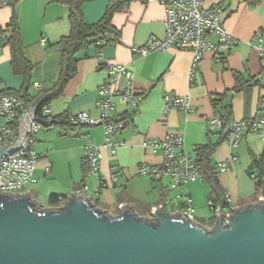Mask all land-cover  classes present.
Instances as JSON below:
<instances>
[{
    "label": "crops",
    "instance_id": "obj_1",
    "mask_svg": "<svg viewBox=\"0 0 264 264\" xmlns=\"http://www.w3.org/2000/svg\"><path fill=\"white\" fill-rule=\"evenodd\" d=\"M122 0H94L81 6L86 24L99 22L108 7ZM220 7L224 12L226 31L241 40L240 45L221 56L205 53L195 76L190 75L193 55L188 51L170 48L140 56L133 47L145 45L151 38L165 37L166 9L159 3L130 0L111 17L113 31L106 36L101 49L92 45L76 54V73L62 94L49 103L53 118L88 112L93 119L101 117L97 106L99 87L107 81L108 63L126 67L116 89L129 87L142 95L134 110L115 100V115L128 118L117 140L123 145L112 155L103 149L102 174L117 176L111 186L99 190L96 179L85 173L84 147L92 140L96 146L104 142L103 126L49 127L37 134L35 150L39 156L33 181L25 188L31 198L43 208L63 206L72 195L88 197L94 206L113 216L127 205L143 218L163 208L168 214L187 216L186 198L191 200L194 221L213 227L215 214L209 207L211 187L206 182H191L184 187V196L177 198L170 180L152 181L139 175L143 164L161 161L160 153L145 149L147 140H164L168 135L184 137L186 148L194 150L216 144L222 135L211 133L208 121L227 107L231 122L264 118V78L257 42V31L264 36V0H205V8ZM70 6L58 0H0V28H7L13 20L20 31L28 60L34 66L30 76L15 74L11 64L10 47L0 52V92L24 93L31 107L44 100L58 81L61 58L56 46L71 31ZM47 40L46 46L41 45ZM215 40V39H214ZM98 46H101L98 44ZM39 83L41 89L33 84ZM166 95L188 97L191 111L165 109ZM221 100V104L216 101ZM264 156V136L248 133L238 146L221 141L211 157L212 166L228 163V170L217 178L221 190L231 201L223 209L264 200L257 192L255 179L248 172L256 160ZM236 158L232 161L231 158ZM49 170V173L46 171ZM259 174L255 170L254 176ZM84 188H87L84 189ZM59 196L60 206L50 205V196ZM208 224H207V223Z\"/></svg>",
    "mask_w": 264,
    "mask_h": 264
},
{
    "label": "water",
    "instance_id": "obj_2",
    "mask_svg": "<svg viewBox=\"0 0 264 264\" xmlns=\"http://www.w3.org/2000/svg\"><path fill=\"white\" fill-rule=\"evenodd\" d=\"M41 102L19 121L18 151ZM117 216L72 195L43 208L29 193L0 190V264H264V200L217 212L212 228L163 208L149 218L127 205Z\"/></svg>",
    "mask_w": 264,
    "mask_h": 264
},
{
    "label": "built area",
    "instance_id": "obj_3",
    "mask_svg": "<svg viewBox=\"0 0 264 264\" xmlns=\"http://www.w3.org/2000/svg\"><path fill=\"white\" fill-rule=\"evenodd\" d=\"M146 3H159L166 9L165 37L163 39L151 38L143 46H135L134 54L147 56L152 52H165L170 48L188 51L193 55L191 76H195L197 66L205 53L221 56L240 45L241 40L229 34L224 27V12L220 7L206 9L205 0H144ZM256 1V0H251ZM7 33L5 28H0V52L4 49ZM215 39V40H214ZM252 42L258 43L262 76L264 78V36L262 31H257ZM47 40L42 39L41 45L46 46ZM104 45V43H99ZM107 81L98 90L99 100L97 106L101 110V117L93 119L88 112H81L68 116L66 119L70 127L103 126L104 142L96 146L92 140L84 147V162L86 175L96 179L99 190L111 186L117 181V176L107 178L102 174L103 149H108L112 155L123 145L117 140L118 135L125 128L126 121L115 115V100L136 110L142 95L137 93L131 83L129 87L120 92L116 83L120 75L126 74V67L108 63L106 65ZM33 86L40 90L41 85ZM165 109L190 112L191 103L188 97L166 95L164 97ZM29 102L13 94H0V150L13 146L18 139L19 121L23 115L29 114ZM264 109V103L260 104ZM36 119L45 121H32L31 131L27 135L22 147L13 153H6L0 160V190L5 194H24L25 188L33 181V173L38 165L39 156L35 150L37 134L45 126L53 122L49 107H44L37 113ZM210 132H223L226 141L232 146H238L248 133H257L264 136V118L244 119L226 123L221 114H216L208 121ZM143 147L154 153H160L161 161L156 164H143L139 175L162 182L170 180L169 188L177 191V198L184 196V187L195 181L204 182V177L197 164L196 149L186 148L184 137L168 135L164 140H147ZM232 157L231 160L235 161ZM220 172L228 170V163L217 165ZM49 173V170L46 171ZM255 178L254 174L251 176ZM87 190V188H84ZM226 201H231L226 196ZM187 218L193 219L191 214V200L186 198ZM209 207L214 212L224 213L221 207H215L212 199ZM212 228V227H211Z\"/></svg>",
    "mask_w": 264,
    "mask_h": 264
},
{
    "label": "trees",
    "instance_id": "obj_4",
    "mask_svg": "<svg viewBox=\"0 0 264 264\" xmlns=\"http://www.w3.org/2000/svg\"><path fill=\"white\" fill-rule=\"evenodd\" d=\"M61 3L70 6L69 21L71 25L70 34L67 37H64L56 46L58 47L60 58H61V72L58 81L55 83L53 89L48 93L47 97L41 101L39 107V113H41L44 107H48L51 101L57 99L63 92L64 87L67 82L73 78L76 73V62L75 56L77 53L86 50L90 46L94 45L98 49H101L102 46H98L100 42L106 41V36L108 33L113 31L111 24V17L117 11L123 9L130 0H122L119 3L112 4L108 7L106 13L102 19L92 25H88L84 22L83 16L81 13V6L90 1L94 0H58ZM7 33L5 47H10L11 50V64L12 69L15 74H21L23 76H30L31 72L34 69V66L28 60L26 54V48L24 47L19 28L16 24V21L13 20L9 27L5 28ZM0 94H13L21 99L27 100V95L22 93L15 92H0ZM40 103V102H39ZM217 104H221V100L216 101ZM38 104V103H37ZM224 113L221 114L226 123L231 122V117L229 112H227V107L224 108ZM68 116H62L59 118H53V122L46 125V128L56 127V126H67L70 127L66 119ZM127 120L128 118H123ZM213 133V132H211ZM222 137L219 142L216 144H208L196 148V157L197 164L200 168V172L204 177V182H206L211 187V198L215 207H221L225 209L229 207L225 199V194L221 190L219 181L217 178V168L212 166L211 157L213 156L216 147L221 141H226V137L223 132H219ZM85 165V173H86ZM255 170L259 171V174L255 176V186L257 192L264 194V156L260 160H256L252 167L250 168L248 174L251 177ZM50 205L51 206H60V198L57 195L50 196ZM213 212V211H212Z\"/></svg>",
    "mask_w": 264,
    "mask_h": 264
},
{
    "label": "rangeland",
    "instance_id": "obj_5",
    "mask_svg": "<svg viewBox=\"0 0 264 264\" xmlns=\"http://www.w3.org/2000/svg\"><path fill=\"white\" fill-rule=\"evenodd\" d=\"M198 182H200V181H198ZM207 223V222H206ZM208 224V223H207Z\"/></svg>",
    "mask_w": 264,
    "mask_h": 264
}]
</instances>
